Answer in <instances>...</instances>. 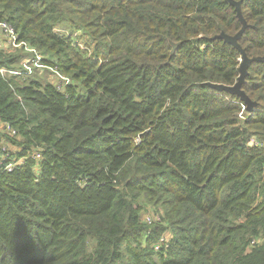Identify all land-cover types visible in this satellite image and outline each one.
Masks as SVG:
<instances>
[{"label": "trees", "instance_id": "1", "mask_svg": "<svg viewBox=\"0 0 264 264\" xmlns=\"http://www.w3.org/2000/svg\"><path fill=\"white\" fill-rule=\"evenodd\" d=\"M242 10L264 56V0ZM242 26L229 0H0V159L24 156L0 164V264H264V60L252 113L209 85L237 81L214 36Z\"/></svg>", "mask_w": 264, "mask_h": 264}, {"label": "water", "instance_id": "2", "mask_svg": "<svg viewBox=\"0 0 264 264\" xmlns=\"http://www.w3.org/2000/svg\"><path fill=\"white\" fill-rule=\"evenodd\" d=\"M232 5L235 6L237 15L242 22L243 26L241 29L235 33V34H229L224 31L214 36V38H223L227 42L233 44L242 54L241 57V63L239 65V76L237 78V81L232 84H224V83H213L210 82L209 85L217 90L222 91H228L232 94L237 95L241 100H243L246 105L247 109L251 112L255 109V107L258 105V102L253 100L243 89V84L246 82L247 75L249 74V66L254 61H262L264 60V57L262 56H256V57H250L247 55L245 48L240 44L239 40L242 37L243 32L247 28L248 24L247 21L243 15L242 12V0H229ZM180 45V43L172 42V50L171 54H174L177 47Z\"/></svg>", "mask_w": 264, "mask_h": 264}, {"label": "built area", "instance_id": "3", "mask_svg": "<svg viewBox=\"0 0 264 264\" xmlns=\"http://www.w3.org/2000/svg\"><path fill=\"white\" fill-rule=\"evenodd\" d=\"M1 27H3L5 29L7 35H10L9 41H11L13 44H16L18 35L15 33L14 28L12 26H10L9 24H7L6 22L1 23ZM244 108H245V106H244ZM1 125H2V120H1V117H0V126ZM12 149H14V148H12ZM12 149H10V150H12ZM10 150L6 154H3V155H5L3 159H0V164L4 163L5 164L4 168L6 170H8V171L13 170L20 162L21 163L24 162L23 161L24 160V156L20 157V158L11 157L10 156ZM35 155L37 157L41 156V154H35Z\"/></svg>", "mask_w": 264, "mask_h": 264}, {"label": "rangeland", "instance_id": "4", "mask_svg": "<svg viewBox=\"0 0 264 264\" xmlns=\"http://www.w3.org/2000/svg\"><path fill=\"white\" fill-rule=\"evenodd\" d=\"M236 10V9H235ZM242 12H243V10H242ZM246 19V18H245ZM247 21V20H246ZM247 24H248V26H249V23L247 22ZM56 30L58 31V32H64V31H66V30H69V28L67 29L66 27H64V26H58L57 28H56ZM75 32V34H78V35H82V34H84V37H83V39H78V42L77 43H79L81 46H83V47H86V43L85 42H91V39L88 37V35H86L85 34V32L84 31H74ZM70 33V32H69ZM77 35V36H78ZM76 35H74V38H76L77 37ZM241 39V38H240ZM76 40V39H75ZM83 41H84V43H83ZM89 48V47H88ZM91 48V47H90ZM262 57H264V56H262ZM18 66H22V65H17V67ZM25 67V66H24ZM29 68L27 67V70H28ZM30 69H31V72H30V75H36V76H38V77H40V78H43V79H50V80H54V81H56L58 78H59V75H58V77H57V75H55V73L54 72H52L51 73V71L49 70V71H44V73H43V75H40L39 74V70H38V66L37 65H30ZM25 70H26V68H25ZM24 70V71H25ZM3 71L4 72H6L7 70L6 69H3ZM53 74L55 75V78L53 77ZM60 79V78H59ZM256 101V100H255ZM258 102V101H257ZM245 112V111H244Z\"/></svg>", "mask_w": 264, "mask_h": 264}, {"label": "clouds", "instance_id": "5", "mask_svg": "<svg viewBox=\"0 0 264 264\" xmlns=\"http://www.w3.org/2000/svg\"><path fill=\"white\" fill-rule=\"evenodd\" d=\"M236 9V8H235ZM241 44V43H240ZM241 57H242V54H241ZM240 60H241V58H240ZM247 93V92H246ZM242 102H243V105H242V108H243V110L245 111V112H249V113H252L253 111H249L248 109H247V105H246V103L242 100ZM244 106H245V108H244Z\"/></svg>", "mask_w": 264, "mask_h": 264}]
</instances>
